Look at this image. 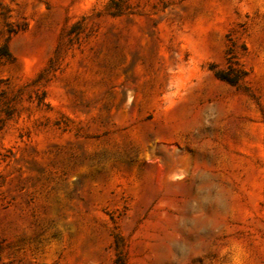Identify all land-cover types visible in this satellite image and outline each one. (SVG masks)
Returning a JSON list of instances; mask_svg holds the SVG:
<instances>
[{"label":"rangeland","instance_id":"1","mask_svg":"<svg viewBox=\"0 0 264 264\" xmlns=\"http://www.w3.org/2000/svg\"><path fill=\"white\" fill-rule=\"evenodd\" d=\"M107 1L0 0V264H264V0Z\"/></svg>","mask_w":264,"mask_h":264},{"label":"trees","instance_id":"2","mask_svg":"<svg viewBox=\"0 0 264 264\" xmlns=\"http://www.w3.org/2000/svg\"><path fill=\"white\" fill-rule=\"evenodd\" d=\"M127 8H128L127 0H108L106 3V9L108 13L111 14L112 16L125 14L127 12ZM79 24H80V20H77L76 22L72 23L67 33L68 34L77 33L80 29ZM228 53H229V55L227 56L228 64L225 68H216L214 64H210L209 68L213 70V73L217 78L234 85L237 84L240 80H242V78L246 75V70H244L241 67L234 66L232 64V58L234 54L232 52L231 47L228 48ZM0 56H6V57L10 56V50L6 43L0 46ZM119 241H120V237L115 236V244L117 248L119 246ZM115 263L126 264L125 257L122 251H119V253L117 254Z\"/></svg>","mask_w":264,"mask_h":264}]
</instances>
